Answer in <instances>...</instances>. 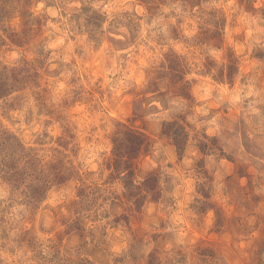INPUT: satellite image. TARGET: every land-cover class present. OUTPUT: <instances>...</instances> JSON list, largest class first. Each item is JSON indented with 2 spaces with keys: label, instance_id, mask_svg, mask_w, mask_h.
Instances as JSON below:
<instances>
[{
  "label": "rangeland",
  "instance_id": "374dc122",
  "mask_svg": "<svg viewBox=\"0 0 264 264\" xmlns=\"http://www.w3.org/2000/svg\"><path fill=\"white\" fill-rule=\"evenodd\" d=\"M261 3L0 0V264H264Z\"/></svg>",
  "mask_w": 264,
  "mask_h": 264
},
{
  "label": "clouds",
  "instance_id": "9594fccd",
  "mask_svg": "<svg viewBox=\"0 0 264 264\" xmlns=\"http://www.w3.org/2000/svg\"><path fill=\"white\" fill-rule=\"evenodd\" d=\"M260 7H261L262 9H264V3H261ZM177 10H178V9H177ZM245 15H246V14H245ZM256 19H259V17H257ZM248 20H249V22L251 23V25H253V28H252V32H253V33L259 31V32H261L262 34H264V28H262V29H257V28L254 26V25H255V20H253L251 17H249ZM214 72H215V70H214ZM172 103H173V104H176V101H172ZM170 110H171V109H170ZM175 110H176V111H179V108H177V109H175ZM162 118L170 119V117H167L166 114H163ZM157 123H158V122H157ZM212 123H215V121H212ZM155 131H156L157 133H159L160 128L157 126V127L155 128ZM181 150H182V149H181ZM159 151H160V145L157 144L156 147H155L154 150H153V154H154V156H155V155H158V154H159ZM188 168L190 169V171H189L190 187H189V189H188V192H189L188 202L191 203L192 200H193L194 198L198 197V195H199L198 192H197V190H196V185H197V183L200 182V181L197 180V178H196V176H195V174H194V169H192L191 164L188 165ZM164 170H165V172L168 171V169H166V168H165ZM143 179H144L143 177L138 178L137 181H136V183H137V184L141 183V182L143 181ZM218 179H219V178H218ZM160 183H161V185H163V180H161ZM220 187H223V185L217 183V188L219 189ZM167 194H168V195H171L172 193H167ZM21 211H23V208H22V207H21V208L14 209V214H15V213H19V212H21ZM16 218L19 219V216H17ZM180 243H186V241L181 240ZM261 261H264V258H262Z\"/></svg>",
  "mask_w": 264,
  "mask_h": 264
}]
</instances>
